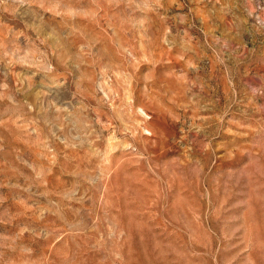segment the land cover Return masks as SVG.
<instances>
[{
  "label": "rangeland",
  "instance_id": "374dc122",
  "mask_svg": "<svg viewBox=\"0 0 264 264\" xmlns=\"http://www.w3.org/2000/svg\"><path fill=\"white\" fill-rule=\"evenodd\" d=\"M0 264H264V0H0Z\"/></svg>",
  "mask_w": 264,
  "mask_h": 264
}]
</instances>
